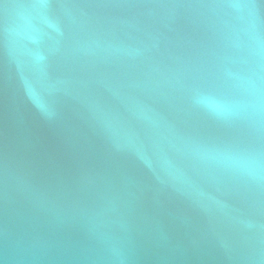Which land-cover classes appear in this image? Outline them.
<instances>
[{
    "label": "water",
    "instance_id": "95a60500",
    "mask_svg": "<svg viewBox=\"0 0 264 264\" xmlns=\"http://www.w3.org/2000/svg\"><path fill=\"white\" fill-rule=\"evenodd\" d=\"M0 264H264V0H0Z\"/></svg>",
    "mask_w": 264,
    "mask_h": 264
}]
</instances>
